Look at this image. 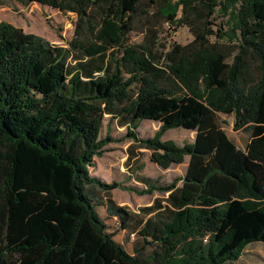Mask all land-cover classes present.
Here are the masks:
<instances>
[{
	"label": "trees",
	"instance_id": "1",
	"mask_svg": "<svg viewBox=\"0 0 264 264\" xmlns=\"http://www.w3.org/2000/svg\"><path fill=\"white\" fill-rule=\"evenodd\" d=\"M17 1L76 21L67 47L0 22V264H235L264 243V0L167 1L181 13L167 21L193 39L160 52L127 40L144 0ZM217 114L250 134L244 150ZM105 116L126 129L127 163L139 149L163 170L188 157L181 186L139 175L144 188L127 191L167 196L136 212L117 205L122 185L89 171L110 140L99 138ZM143 120L159 124L153 136L138 135ZM176 128L193 141L162 140Z\"/></svg>",
	"mask_w": 264,
	"mask_h": 264
},
{
	"label": "rangeland",
	"instance_id": "2",
	"mask_svg": "<svg viewBox=\"0 0 264 264\" xmlns=\"http://www.w3.org/2000/svg\"><path fill=\"white\" fill-rule=\"evenodd\" d=\"M167 1L175 3L178 0H144L146 3L132 19V31L127 36L129 44L136 47H152L160 52L163 48L167 49L173 44L186 45L192 41L191 30L184 25L178 27L167 21L166 17L176 12L175 19L181 17L179 9L176 11L174 4L165 9V2ZM192 6L201 8L199 2H194ZM187 19L192 21L198 29L202 28V23L206 21L203 15L200 19H196L194 12L187 16ZM75 21L76 15L72 13H63L37 3L22 4L17 0H0V22L21 28L26 33L40 36L53 45L67 47V43L73 37ZM210 22L213 24V31L223 33L227 29L226 19L220 14H215ZM209 42L227 44V42L216 40L214 37H210ZM216 121L236 147L244 150L250 140V134L233 131L232 116L217 114ZM158 127L159 124L156 122L143 120L139 123L137 133L141 138H148L154 135ZM106 135L109 136L110 140L103 147L101 156L94 158V165L89 171L91 175L103 182H118L122 185L121 188L111 192L113 199L120 206H125L136 212L138 208L151 204L155 198L165 197V194L157 192L139 196L132 191H127L126 188L129 187L139 190L144 188L142 184L135 181L136 176L148 177L160 184H168L176 179V186H180V180L185 171V163L170 166L163 170L149 160L150 154L144 149L137 150L138 155L133 157H137V159H132L127 163V150L132 142L126 137L125 127H120L115 120L105 116L99 138L104 139ZM193 138V131L176 128L166 131L162 140H171L181 146V144L191 143ZM139 166L143 168L138 171ZM96 209L104 217L103 207L96 205ZM105 223L108 230L116 235L115 239L121 240L122 238L123 240L122 234L117 233L116 230L112 231L113 228H116V222L107 219ZM130 248L131 246L127 247L128 250ZM236 264H264V243L247 245Z\"/></svg>",
	"mask_w": 264,
	"mask_h": 264
},
{
	"label": "crops",
	"instance_id": "3",
	"mask_svg": "<svg viewBox=\"0 0 264 264\" xmlns=\"http://www.w3.org/2000/svg\"><path fill=\"white\" fill-rule=\"evenodd\" d=\"M182 145V144H181ZM188 160H189V158L188 157H185L184 158V162L183 163H185V170H186V166H187V164H188ZM171 166H175V165H171ZM184 173H185V171H184ZM183 176H184V174H183ZM182 176V177H183ZM180 186H181V184H180ZM180 186H177V187H180ZM167 196V194H165V197ZM164 197V198H165ZM164 198H161V199H164ZM156 199V198H155ZM114 200V199H113ZM115 201V200H114ZM116 202V201H115ZM117 205H119L118 203H116ZM150 205V204H149ZM149 205H147V206H149ZM135 212V211H134ZM114 220V219H113ZM113 220H111V221H113ZM120 234H122V233H120ZM123 235V234H122ZM124 237V236H123ZM132 239L133 238H131L130 240H129V242L126 244V246L127 247H129V246H131L132 244H131V242H132ZM117 241H119V242H121V243H124V238H123V240H122V238H121V240H119V239H116ZM126 241V240H125ZM240 259V258H239ZM239 259H238V261H239ZM238 261L237 262H235V264L236 263H238Z\"/></svg>",
	"mask_w": 264,
	"mask_h": 264
},
{
	"label": "built area",
	"instance_id": "4",
	"mask_svg": "<svg viewBox=\"0 0 264 264\" xmlns=\"http://www.w3.org/2000/svg\"><path fill=\"white\" fill-rule=\"evenodd\" d=\"M131 237H133V235H130Z\"/></svg>",
	"mask_w": 264,
	"mask_h": 264
}]
</instances>
